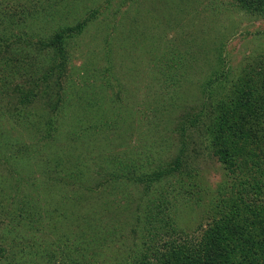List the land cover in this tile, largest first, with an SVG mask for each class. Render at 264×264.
Segmentation results:
<instances>
[{
    "label": "trees",
    "instance_id": "16d2710c",
    "mask_svg": "<svg viewBox=\"0 0 264 264\" xmlns=\"http://www.w3.org/2000/svg\"><path fill=\"white\" fill-rule=\"evenodd\" d=\"M237 2L247 11L264 15V0H237ZM144 21L142 19V22ZM41 24L40 21L31 24L35 28V34L36 28L39 29ZM89 25L91 21H84L78 25V28L72 27L58 31L54 39L47 44L49 70L45 71L42 77L43 83L48 82L49 85L43 86L40 91L45 94L56 93V96L47 98L49 102L51 101L53 110L55 106L62 105L66 101L65 95L61 94L64 90L61 83L65 78L69 83L68 91L69 89L76 91L83 88L82 85L88 86L89 81L101 76L123 73L118 66V59L115 58L116 45L113 47V43L109 44V52H104L102 55L106 64L101 70L91 68L93 64L97 66L98 62L103 60L98 58L93 61L94 63L87 58V70L82 69V66L70 69L72 56L65 51V46L69 45L67 37L84 33ZM13 36V32H9V34L4 33V36L0 38V53L10 50L17 44L12 42ZM18 38V42L21 43L22 38L19 36ZM91 56L94 57V54ZM160 57L164 62L158 66L153 63L156 71L150 70L147 73V68H138V71H141L135 75L132 73L133 68H129L131 75L128 80L129 84L137 90H142L148 85L146 91L142 90L144 95L147 91L148 93L154 91V84L152 87L149 84L155 83L159 77L152 79L149 75H155L157 72L166 73L163 79L161 78L162 88L171 83L174 84L173 87L177 85L167 94H158V103L155 107H151L176 116L178 130L182 134L183 146L180 150L182 155L176 159L175 165L170 164L168 168L157 170L146 178H137L135 183L142 185L140 191L144 195L162 190L169 183L168 179L172 173L179 170L188 173L185 170L186 161L189 159L188 148L191 145L206 144L211 154L227 170V178L217 187L216 194L209 196V204L204 202L203 190L195 196L198 205L204 202L202 205L205 208L202 210L204 216L201 219L205 221L206 226L201 225L206 229L200 228L196 237L177 231L172 210L178 200H170L174 191L176 192V188L172 185H167L163 191L151 199L138 198V203L135 204L136 201L130 190L133 175L142 168L144 158L149 156L151 150L149 148L131 150L128 157L123 159H120L121 156L110 157V154L113 141L119 136L120 123H127L129 119L124 114L130 117L138 111L131 113L122 109L128 104L123 107L115 106L114 101L106 99V102H102L92 94L91 103H96L92 105V108L97 113L94 115L95 126L99 132L91 133L85 129L83 121L81 123L84 115L78 118L74 110L67 116H70L72 122L74 116L80 121L76 122L77 128L70 127L72 131L62 138L80 139L82 143L80 147L87 152L93 149L95 154L90 153L85 156L67 152L62 154V147L66 142L63 144L58 141L56 142L58 148L50 146L60 152L56 156L59 162L52 161L50 157L53 156H46L38 164L31 158L26 160L23 155V158H17L20 153L28 154V150L25 152L18 145L20 142L9 140L5 142V145L0 146V152L4 153L0 156V163L2 160L10 161L17 158L15 162L9 163L13 168L17 167L15 165L19 162L29 164V166H18L19 169L11 170L14 174H8L0 179V190L3 191L5 186L9 185L14 190L13 193L17 194V196H9L11 204H0V209H3L1 215L9 219L8 224L4 220L0 222L3 228L0 236V264L15 255V249L18 248L16 243L28 245L29 241L39 243L40 239L51 238L47 245L49 247L54 243L52 241L54 236L67 238L69 242L73 239L78 242L69 252L76 264H100L101 257L106 254V251L98 252L100 249H97L93 252L92 250L101 246L107 249L118 244L113 235L119 232L128 234L123 242L124 245H127L128 238L131 237L134 238L132 241L134 245L138 243L144 245L147 242V248L139 264H264V51L252 61H243L238 71H227L228 73L218 70L224 63L219 52L214 56L217 63L216 69L212 66L208 69L203 67V63L197 61L198 58L190 56L191 63L187 69L195 68L194 71L197 70L199 77L197 82L191 84L180 80L175 82L168 74L180 68L182 60L178 62V59H182V56L171 59H166L164 55ZM9 60L7 56L4 57V61ZM132 61L133 57L123 58L126 69ZM78 63L80 62L77 60L76 64ZM32 66L33 68L25 72L24 77L33 78L35 82L41 81L37 80L41 76L34 70L33 61ZM142 69L145 70L146 73L143 74H147L146 76H140L143 75ZM125 76L124 73L123 77ZM78 80L83 81L76 84ZM12 83L13 79L4 72V76L0 78V88L6 91ZM21 87L19 90L22 93L24 88ZM137 98H140L139 95ZM5 109L6 111L9 109L7 103ZM135 109L141 111L139 105L132 110ZM145 118L146 116L137 117L136 120L142 124ZM49 130L46 132L50 135L51 129ZM101 133L104 135H100ZM155 134L159 136L158 133ZM44 136L43 139L49 140L48 135ZM15 143L17 145H14ZM144 147H146L145 144ZM7 150L18 152L6 156ZM37 170H42L44 176L49 174L47 179L50 183L46 185L43 183L44 180L36 183L37 197L33 199L30 192H21L20 187H23V184L24 187L32 185L29 180L33 174L30 172ZM121 173L128 174L120 175ZM116 180H118L117 184L114 183ZM109 190L105 204L119 205L125 213L120 221L114 220L112 225L106 221L107 227H104V222L97 217L98 213L94 210L96 206L93 205V201L94 198H98ZM18 193H22L23 197L18 196ZM2 195L8 196V194ZM83 209L86 210L85 213ZM133 219L137 221L132 222ZM103 232H105L104 236L100 234ZM165 233L169 235L168 239L164 237Z\"/></svg>",
    "mask_w": 264,
    "mask_h": 264
},
{
    "label": "rangeland",
    "instance_id": "374dc122",
    "mask_svg": "<svg viewBox=\"0 0 264 264\" xmlns=\"http://www.w3.org/2000/svg\"><path fill=\"white\" fill-rule=\"evenodd\" d=\"M238 3L237 0H0V38L4 36V33L13 32L12 42L17 43L10 50L0 53V78L6 72L13 79V83L6 88L7 92L0 88V146L5 145V142L9 140L20 142L18 145L25 152L28 150V154L20 153L21 156L19 155L17 158L24 156L26 160L31 158L38 164L46 156H53L50 157L52 161L59 162V158L56 156L60 152L55 150L58 148L56 143L58 141L63 144L66 142L62 147V154L67 152L75 155L84 154L85 156L90 153L93 155L96 153L93 149L87 152L80 147L82 145L80 139H64L62 136L72 131L70 127L77 128L76 122L80 121L78 119L80 115H84L81 123L83 121L85 129L91 133L99 132L95 126L94 115L97 113L92 108V105L96 104L91 103L90 96L92 94L102 102H106V99L114 101L115 106L123 107L128 104L122 109L131 113L138 111V113L130 117L128 114H124L129 119L127 123H120L119 136L113 141L110 157L119 158L121 156L120 159H123L128 157L131 150L149 148L151 153L147 158H144L142 168L136 171L131 182L130 190L136 201L135 204L138 203V198L151 199L163 191L167 185H172L176 188V192L174 191L170 200H178L172 210L173 218L177 224L176 229L184 235L196 237L200 228L206 229L205 221L201 219L204 216L202 210L205 209L202 205L205 201L209 204V196L216 194L217 187L227 178V170L211 154L206 144L191 145L187 150L189 159L185 164V170L188 173H183L180 170L172 173L168 182L173 184L168 183L162 190L149 195H144L140 191L142 185L135 183V179L146 178L157 170L168 168L170 164L175 165L176 159L182 155L180 150L183 143L176 116L151 107H155V104L158 103V94H167L177 85L173 87L174 84L171 83L162 88L161 78L163 79L166 73L159 74L157 72L155 75H149V78L152 77V79L159 77L155 83L149 84L151 87L154 84V91L152 93L147 91L144 95L142 90H147L148 85L142 90L133 88L128 80L131 75L129 68H133L132 73L135 75L141 71H138V68H147V73H149L150 70L156 71V68H153V63L158 66L164 62L160 56L164 55L166 59L182 56V59H178V62L182 60L180 68L168 72V74L175 82L180 80L191 84L199 77L196 73L197 70L194 71L195 68L187 69L191 63L190 56L198 58L197 61L203 63V67L208 69L212 66L216 69L217 63L214 56L219 52L224 63L218 70L238 71L239 65L243 61H252L260 52L264 51V15L247 11ZM142 19L145 21L142 22ZM36 21H40L42 24L39 29L36 28L37 33L35 34V28L31 24ZM84 21H91V25L86 28L84 33L72 34L67 37L69 45L65 46V51L71 53L72 56L70 69L82 66V69L87 70V58L92 63L97 58L103 59V53H108L109 44L113 43V47L116 45L115 58L118 59V66L123 73L117 72L101 76L89 81L90 85H82L83 88L76 91L70 89L68 91L69 83L65 78L61 83L64 87L61 94L65 95L66 101L62 105L55 106L53 110L51 101L49 102L47 98L56 96V93L45 94L40 91L43 86L49 85L48 82L43 83L42 77V74L49 70L47 64L49 47L47 44L54 39L58 31L72 27L78 28V25ZM19 26L21 27L19 28ZM22 27L23 30H21ZM18 36L22 38L21 43L18 42ZM156 52L158 53L156 54ZM92 54L94 57L91 56ZM5 56L10 60L4 61ZM125 56L133 57V61L129 63L127 69L123 65ZM77 60L80 63L76 64ZM32 61L34 70L40 73L41 78L37 79L41 80L39 82H35L33 78L26 79L24 77L25 72L31 67L33 68ZM105 64L103 59L98 62L97 66L93 64L91 68L101 70ZM7 68H9L8 71H6ZM144 69H142V74L146 73ZM124 73L125 77H123ZM81 81L83 80H78L76 84ZM18 85H20L19 88H16ZM21 86L24 88L22 93L19 90L22 88ZM53 91H55L54 88ZM137 95L140 98H137ZM6 103L8 111L5 109ZM137 105L140 106L141 111L132 110L137 108ZM74 110H76L75 114L78 118L74 116L72 122L70 116L67 115H70ZM142 116H146V118L141 124L136 118ZM170 118L172 119L170 120ZM49 129H51L50 135L46 132L50 131ZM153 132L158 133L159 136ZM45 134L49 136V140L43 139ZM96 137L99 136L96 135ZM85 138L88 140L86 136ZM16 152L18 151L7 150L5 154L8 156ZM2 154H4L3 151L0 152V156ZM17 158L10 161L2 160L0 179L8 174H14L11 170L19 169L20 165L29 166L27 162H19L15 168L10 166L9 163L15 162ZM30 173L33 174L29 180L32 185L24 187L23 184L20 190L21 192H30L34 199L37 197L35 194L36 183L44 180L43 183L47 185L50 180L47 179L49 174L44 176L42 170ZM122 174L127 175L128 173L120 175ZM118 180L114 183L117 184ZM169 190L172 191L170 188ZM200 190L205 192H202L205 197H203L204 202L198 205L195 196ZM0 192L8 194V196L0 194V204H11L9 196H17L9 185ZM109 193L110 190L99 195L98 198H94L93 201V205L96 206L94 210L98 213L97 217L104 222V227H107L106 221L112 225L114 220L120 221L125 213V210L121 209L119 205L105 204ZM18 196L23 197V194L18 193ZM2 210L0 209V222L4 220L8 224L9 219L1 215ZM83 211L86 212L85 209ZM136 221V219L132 220V222ZM2 229L0 225V236ZM104 233L100 234L104 236ZM113 236L117 239L118 244L109 246L111 248L107 249L101 246L92 250L93 252L97 249H100L98 252L106 251V254L101 257L100 264L105 261V264H139L147 248V242L144 245L141 243L134 245L132 242L134 238L131 237L128 238L127 245H124L123 242L128 237L127 233L119 232ZM164 237L168 239L169 235L165 233ZM68 240L54 236L52 237L54 243L49 246L50 249L47 245L51 238L40 239L39 243L29 241L28 245L22 243L23 246L16 243L18 248L15 249V255L2 264H76L69 252L71 247L78 242L75 239L70 242ZM54 255L56 256L54 257ZM91 261L94 262L93 259Z\"/></svg>",
    "mask_w": 264,
    "mask_h": 264
}]
</instances>
